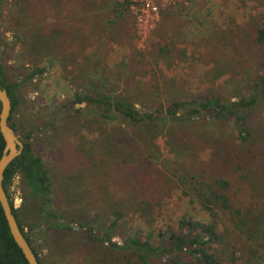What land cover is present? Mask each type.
<instances>
[{
    "label": "trees",
    "instance_id": "16d2710c",
    "mask_svg": "<svg viewBox=\"0 0 264 264\" xmlns=\"http://www.w3.org/2000/svg\"><path fill=\"white\" fill-rule=\"evenodd\" d=\"M16 1L20 15L13 18L14 24L8 29L14 32V39L10 42L0 40V85L11 97L9 123L18 133L13 117L21 102L19 88L22 82L32 80L45 69L33 67L23 80H13L8 71V60L18 43L31 48L32 54L39 58L56 54L59 47L56 37L66 33L61 34L62 28L52 29V25H57L55 23L36 27L37 22L45 21L42 10H51V0H29V6L23 8L21 0ZM251 1L259 11L251 13L246 23L238 24L230 18L229 24L211 32L219 47L223 41L235 45V38L244 29L248 31L247 37L262 46L261 70L248 78L252 93L232 99L217 91L189 94L184 87L175 89L179 80L174 77L166 79L156 69L149 68L143 55L135 53L134 45L130 43L132 52L122 61L125 69L131 68L130 72L124 73V77L118 75L119 80L111 81L105 73L102 81L96 80L94 76L100 71L101 64L96 62L88 66L92 57L88 49L86 61H80L79 55L86 52L85 45L91 40L94 48L99 41L106 43L112 37L123 41L122 38L128 37L129 27H121L117 33L113 32V27L130 11L131 2L105 0L104 7H108V15H112L107 18L108 24L98 31V25H92L88 20L86 27L83 26L85 30L78 33L74 28H78L79 19L76 17L85 12L91 16L98 7L95 6L96 0H72L70 9L75 32L74 42L69 45L74 57L71 61L78 65L79 82L72 97L62 106L75 115L94 118L91 125L98 131L97 138L102 140L106 173L115 176L121 186H115L118 193H113L114 196L110 185L104 186L105 207H110L109 199L113 201L111 222L105 230L100 231L93 224L95 216L89 219L73 212L82 219L72 222L63 208L55 203L51 173L43 156L34 149L32 134L29 133L28 140L21 139L23 151L6 168L4 185L9 192L17 175L25 184L24 200L19 207L15 206L9 193L8 196L19 227L40 264L48 263L41 260L33 237L53 231L61 235L76 228L83 231L91 243H97L99 251L107 253L93 264H264V149L253 141L247 115V110L264 98V0ZM239 5L246 7V0H239ZM25 20L31 23V28L26 30L18 26ZM178 41L185 43L186 39L167 24L153 47L157 66H160L159 62L170 66L180 57L186 59V51L179 49ZM211 60L218 65L216 59ZM233 60L237 61L235 56ZM87 66H94L96 72H88ZM234 66L227 72L236 76L238 67ZM220 67H215L217 72H220ZM137 72L149 75V80L138 81ZM208 121L220 127L230 125L233 130L231 140L214 135L200 136L201 129L208 130L204 125ZM91 125H88L89 130ZM160 134L170 139L171 153L176 160L182 158L183 164L163 169L154 162L161 153L157 144ZM206 140L210 141L211 152L205 160L202 154L207 151L203 150ZM5 144L0 131V157ZM79 176L72 177L71 185L77 184ZM176 188L186 198L189 207L199 205L205 219H197L184 212L174 227L168 226L163 230L150 226L143 237L137 229L128 226L124 228L122 240L114 241L112 231L121 224L124 211L138 213V218L150 224L151 220L163 214L162 207ZM82 191L81 186H64L65 198L70 200L71 207L75 203L73 201H80L83 197ZM53 241L62 242L55 236ZM0 264H29L12 236L1 203Z\"/></svg>",
    "mask_w": 264,
    "mask_h": 264
},
{
    "label": "rangeland",
    "instance_id": "374dc122",
    "mask_svg": "<svg viewBox=\"0 0 264 264\" xmlns=\"http://www.w3.org/2000/svg\"><path fill=\"white\" fill-rule=\"evenodd\" d=\"M16 2V0H0V40L5 39L10 42L14 39V32L8 29L14 24L13 18L20 15V11L16 9L18 6ZM28 2L29 0H21V7L29 6ZM51 2V10L45 8L42 10L40 7L45 13L44 18L46 19L37 22L36 27L42 28L55 23L57 25H52V29L62 28L61 34L66 33V35L56 37L59 46L56 54L51 53L52 55L41 58L34 56L31 52L32 49L28 46L18 43L13 56L7 63L10 66L8 71L11 78L21 81L33 67L44 68L45 72L30 81L22 82L18 91L21 102L13 121L17 124V134L21 139L28 140L29 133L32 134L31 140L34 142V149L45 159L51 173L57 206L63 208L65 215L72 222L80 221L82 218H77L79 215L87 216L89 219L95 216L93 224L101 231L109 226L110 212L113 208H111V203H113L111 199H109L110 205L107 202L110 207H105L106 190L104 186L110 185V192L113 194L118 193L115 186H121V183L115 176H108L106 173L102 140L97 138L98 131L94 125H91L94 118L75 115L72 110L65 109L62 104L72 97L76 84L79 82L78 65L71 61V58L74 57L69 45L74 42L75 30L77 29L78 33H81V30H85L83 26L86 27L87 21L90 20L92 25L94 23L98 25V31H102V28L108 24L107 18L112 15H108L110 9L104 7L105 0H96L95 6L98 7L96 9L98 11L91 12V16L86 12L77 16L76 18L79 19L77 28L72 22L74 19L72 9H70L72 0H51ZM246 3V7H241L239 0L180 1L177 5L163 8L154 27L148 30L143 38L139 34L138 16L133 11L126 12L114 24L113 32H120L121 27L127 26L130 28L128 37L122 38L123 41H116L114 37L106 43L99 41L94 48V43L91 40L85 45L86 52L80 53L79 60L86 61L87 57L85 56L88 49L92 55L88 66L96 62L101 64L98 73L93 70L94 66H87L90 70L88 72H96L94 76L96 80L102 81L103 73L111 81L119 80L118 75L121 74L124 77V73L130 72L131 68L125 69L122 61L128 58L132 52L130 49V44H132L134 45L133 51L143 55L149 68L156 69L166 79L174 77L179 80L175 89L179 90L180 87H184V91L189 94H206L208 91H217L232 99L240 98L243 95L248 96L252 93L248 78L261 70L262 46L247 37L248 31L245 29L239 37L233 36L237 40L235 45L223 41L221 47L218 46L214 34L211 33L212 30L215 31L219 27L229 24L230 18H233L238 24H244L249 20L251 13L259 11L258 7L253 6L251 0H246ZM26 21L19 22L18 26H22L24 30L28 27L31 28V23ZM167 24L171 30L175 28L180 36L186 39L185 43L178 41L180 42L179 49L186 51V59L182 60L183 57H180L181 59H176L170 66H164L159 62L160 66H157L156 50L153 47ZM234 56L237 61L233 60ZM211 58L216 59L218 65L213 63ZM233 65H235L234 68L238 67L236 76L227 72ZM216 66H221L218 69L220 72L216 71ZM135 76L138 81L150 78L149 75L139 72ZM122 79L124 80V78ZM247 115L252 139L264 149V98L247 110ZM88 125H91L90 130ZM204 125L208 130L201 129L200 134L202 135L199 134L200 136L214 135L231 140L233 130L230 125L220 127L209 121ZM158 137L157 144L161 153L158 158H154V162L163 169L167 166L175 168L183 164L182 158L176 160L174 154L171 153L170 139L164 134H160ZM203 143V150L207 151L203 152L202 156L206 160L211 152L208 145L210 141L206 140ZM77 174H80L79 181L77 184L71 185L70 180H73L72 177ZM64 186H81L84 190L80 201H73V203L75 202L73 207H71L70 200L65 198ZM8 191L15 206L19 207L23 203L26 192L20 175L15 177ZM162 209L163 214L157 219L151 220L150 224L138 218V213L123 210L121 224H118L112 231L114 241L122 240L124 228L128 226L137 229L143 237L147 235L150 226L163 230L168 226L174 227L177 218L184 212L193 214L197 219H205V214L199 205L194 204L189 207L186 198L178 188ZM67 232L61 233V235L55 231L41 232L37 237H33L34 246L43 262L48 264H63L64 262L66 264H93L99 257L102 258L107 254L103 250L99 251L96 248L97 243H91L83 231L76 228ZM54 236L65 244L54 243Z\"/></svg>",
    "mask_w": 264,
    "mask_h": 264
},
{
    "label": "water",
    "instance_id": "95a60500",
    "mask_svg": "<svg viewBox=\"0 0 264 264\" xmlns=\"http://www.w3.org/2000/svg\"><path fill=\"white\" fill-rule=\"evenodd\" d=\"M0 131L5 139V148L0 157V203L10 227L12 236L21 248L29 264H40L31 244L23 235L14 210L11 206L8 192L4 185V174L8 165L19 156L24 148V142L9 123L12 111V100L6 88L0 85Z\"/></svg>",
    "mask_w": 264,
    "mask_h": 264
},
{
    "label": "built area",
    "instance_id": "2783aa9c",
    "mask_svg": "<svg viewBox=\"0 0 264 264\" xmlns=\"http://www.w3.org/2000/svg\"><path fill=\"white\" fill-rule=\"evenodd\" d=\"M180 1L183 0H130V11L138 16L141 38L154 27L163 8L177 5Z\"/></svg>",
    "mask_w": 264,
    "mask_h": 264
}]
</instances>
